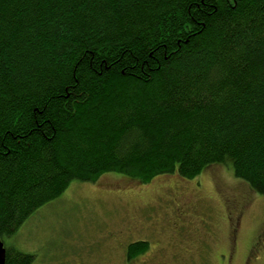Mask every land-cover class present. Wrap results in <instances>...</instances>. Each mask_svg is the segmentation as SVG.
<instances>
[{
  "label": "trees",
  "instance_id": "trees-1",
  "mask_svg": "<svg viewBox=\"0 0 264 264\" xmlns=\"http://www.w3.org/2000/svg\"><path fill=\"white\" fill-rule=\"evenodd\" d=\"M217 164L264 196V0H0L2 241L71 181Z\"/></svg>",
  "mask_w": 264,
  "mask_h": 264
},
{
  "label": "rangeland",
  "instance_id": "rangeland-1",
  "mask_svg": "<svg viewBox=\"0 0 264 264\" xmlns=\"http://www.w3.org/2000/svg\"><path fill=\"white\" fill-rule=\"evenodd\" d=\"M241 194L248 205L232 240L236 220H229L226 197ZM179 204L188 235L173 231ZM201 230L210 235L205 243ZM139 241L147 249L129 257L136 263L264 264V196L221 164L192 179L173 173L145 183L105 173L93 182L71 181L3 240L5 248L33 254L32 264H127L128 245ZM180 246L193 253L182 259Z\"/></svg>",
  "mask_w": 264,
  "mask_h": 264
},
{
  "label": "flooded vegetation",
  "instance_id": "flooded-vegetation-1",
  "mask_svg": "<svg viewBox=\"0 0 264 264\" xmlns=\"http://www.w3.org/2000/svg\"><path fill=\"white\" fill-rule=\"evenodd\" d=\"M228 199V203L230 208H231V213H232V216L234 215L233 218H229V220H231L230 222L232 223V220H236L235 221V225H234V228H232V232H233V235H232V240H234L235 236H236V232H237V228H238V221L239 219L242 217V213L246 210V207H247V197L243 194L239 195L238 197H235V196H230V197H226ZM174 202H176L175 200H173ZM172 201V202H173ZM179 206H181V204H179ZM187 209V207H186ZM178 213L176 214V219H175V222H174V225L172 224V226L174 227L173 231L177 232V234L179 235H188L190 233V229L189 227L186 225L187 221H186V218H185V213H184V210L181 206V210H178ZM230 227V226H229ZM187 229L189 230L187 232ZM199 238L205 240L203 243L206 242V239L208 237H210L209 233L204 231V230H201L200 232L197 233ZM180 242H181V239H179ZM138 241V240H137ZM131 244V243H130ZM181 247V246H180ZM193 248L192 247H189V246H185V247H181L180 251H181V258L182 259H185L187 256H190L192 253H193ZM138 255L135 254V257ZM132 258V257H131ZM131 258H128V256L125 257L126 261H127V264H147V261L144 260V261H140L138 263H136V259L133 260Z\"/></svg>",
  "mask_w": 264,
  "mask_h": 264
},
{
  "label": "water",
  "instance_id": "water-1",
  "mask_svg": "<svg viewBox=\"0 0 264 264\" xmlns=\"http://www.w3.org/2000/svg\"><path fill=\"white\" fill-rule=\"evenodd\" d=\"M6 248L4 242L0 239V264H5Z\"/></svg>",
  "mask_w": 264,
  "mask_h": 264
}]
</instances>
